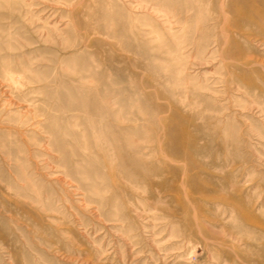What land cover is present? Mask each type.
<instances>
[{"label":"rangeland","instance_id":"374dc122","mask_svg":"<svg viewBox=\"0 0 264 264\" xmlns=\"http://www.w3.org/2000/svg\"><path fill=\"white\" fill-rule=\"evenodd\" d=\"M0 264H264V0H0Z\"/></svg>","mask_w":264,"mask_h":264}]
</instances>
